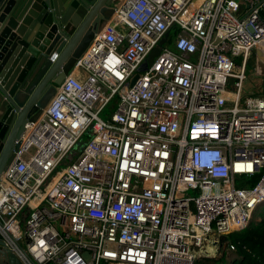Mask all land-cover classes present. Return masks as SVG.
Here are the masks:
<instances>
[{"label": "built area", "instance_id": "built-area-1", "mask_svg": "<svg viewBox=\"0 0 264 264\" xmlns=\"http://www.w3.org/2000/svg\"><path fill=\"white\" fill-rule=\"evenodd\" d=\"M194 1L117 0L26 125L0 179L23 264H195L204 234L251 224L264 97L243 84L252 58L264 72V0Z\"/></svg>", "mask_w": 264, "mask_h": 264}, {"label": "water", "instance_id": "water-1", "mask_svg": "<svg viewBox=\"0 0 264 264\" xmlns=\"http://www.w3.org/2000/svg\"><path fill=\"white\" fill-rule=\"evenodd\" d=\"M116 1L0 0V179L26 125L42 115ZM0 264H23L1 240Z\"/></svg>", "mask_w": 264, "mask_h": 264}, {"label": "trees", "instance_id": "trees-1", "mask_svg": "<svg viewBox=\"0 0 264 264\" xmlns=\"http://www.w3.org/2000/svg\"><path fill=\"white\" fill-rule=\"evenodd\" d=\"M258 179L259 176H255L252 181L256 182ZM260 209L262 220L258 224H250L242 231L227 236L229 249L236 251V258L228 262L225 252L219 259L200 257L196 259L195 264H208L211 261L215 264H264V204Z\"/></svg>", "mask_w": 264, "mask_h": 264}, {"label": "rangeland", "instance_id": "rangeland-1", "mask_svg": "<svg viewBox=\"0 0 264 264\" xmlns=\"http://www.w3.org/2000/svg\"><path fill=\"white\" fill-rule=\"evenodd\" d=\"M197 7V5H195ZM194 5L189 10V13L194 11L196 8ZM173 49V47H171ZM233 80L231 79L229 82L230 87L233 88L232 86ZM244 90L246 91V94H259L260 96L264 97V72L262 70H258L257 63L255 60H250L247 70H246V79L244 81ZM238 186H241V181H238ZM264 204V203H263ZM262 204V205H263ZM261 205V206H262ZM261 209L258 208L257 213L254 215L251 224H258L261 220L262 217L260 215ZM215 242H218L215 244ZM225 244H227L226 247V259L228 262H231L234 258H236L237 253L235 250L229 249V240L224 242V244H221L218 239L214 240H208V244L204 246L201 251H199L198 258L200 257H210V258H215L219 259L224 255L225 252ZM22 245L26 247V242L25 240H22ZM204 250H208V252L204 253ZM197 258V259H198ZM48 264H54V263H48ZM208 264H215L214 262H210Z\"/></svg>", "mask_w": 264, "mask_h": 264}, {"label": "bare ground", "instance_id": "bare-ground-1", "mask_svg": "<svg viewBox=\"0 0 264 264\" xmlns=\"http://www.w3.org/2000/svg\"><path fill=\"white\" fill-rule=\"evenodd\" d=\"M202 0H195L193 5H199L201 3ZM196 7V6H195ZM264 69V67H263ZM25 215H26V212H25ZM23 218V216L20 218V220ZM20 221L18 220L17 222L14 223V225H12V229L15 230L16 226L18 225ZM210 237V235H207V234H204L203 235V239L204 241L200 244V245H194L193 246V251L196 253V254H199V251H201V249L206 246L208 244V241H206L208 238ZM205 252H208V250H204V253Z\"/></svg>", "mask_w": 264, "mask_h": 264}, {"label": "crops", "instance_id": "crops-1", "mask_svg": "<svg viewBox=\"0 0 264 264\" xmlns=\"http://www.w3.org/2000/svg\"><path fill=\"white\" fill-rule=\"evenodd\" d=\"M252 59L254 60V58H252ZM245 92H246V91H245ZM247 94H248V93H247ZM22 216H23V218H24V214H23ZM22 216H21V217H22ZM23 218H22V219H23Z\"/></svg>", "mask_w": 264, "mask_h": 264}]
</instances>
